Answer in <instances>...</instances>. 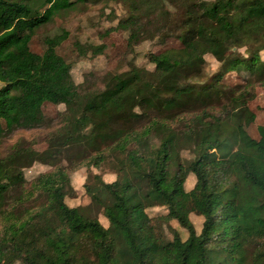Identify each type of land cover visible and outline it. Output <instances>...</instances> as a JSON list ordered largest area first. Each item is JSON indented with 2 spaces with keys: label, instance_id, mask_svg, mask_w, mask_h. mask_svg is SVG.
<instances>
[{
  "label": "trees",
  "instance_id": "obj_1",
  "mask_svg": "<svg viewBox=\"0 0 264 264\" xmlns=\"http://www.w3.org/2000/svg\"><path fill=\"white\" fill-rule=\"evenodd\" d=\"M121 1L128 16L104 34L128 32L129 48L152 39H174L180 48L148 53L152 71L132 64L109 75L101 90L87 91L57 52L68 32L46 37L41 53L30 49L35 33L75 2L0 0V141L15 129L43 127L44 104L65 107L45 150L16 143L0 158V214L10 192L19 193L16 203L40 202L0 232V264H264V126L258 139L245 130L248 89L229 92L220 114L208 112L227 73L245 71L264 83V0ZM74 48L81 57L106 49ZM242 49L245 55L229 57ZM206 55L223 56V65L200 84ZM71 148L72 170L114 160L116 179L94 176L98 185L87 187L107 228L64 202L69 179L59 165ZM35 162L62 170L26 190L23 170ZM189 175L195 183L186 191ZM156 207L164 212L149 217ZM192 214L201 219L199 233Z\"/></svg>",
  "mask_w": 264,
  "mask_h": 264
},
{
  "label": "rangeland",
  "instance_id": "obj_2",
  "mask_svg": "<svg viewBox=\"0 0 264 264\" xmlns=\"http://www.w3.org/2000/svg\"><path fill=\"white\" fill-rule=\"evenodd\" d=\"M75 2L76 0H70ZM213 1V0H205ZM128 16L126 5L121 0H89L85 3L75 2L70 9L59 11L51 22L43 25L32 37L30 49L33 52L41 53L44 50V40L46 37H53L60 34L63 30L68 32L69 36L58 48V54L63 57L71 66V76L76 85L81 86L82 90L99 91L107 82L108 76L126 71L133 64L138 68L152 71L154 66L149 62L148 53H159L167 49H178L180 44L174 39L143 40L132 48L128 47V32L111 31L104 34L106 30L116 27L117 24ZM148 32H154L147 29ZM105 45L106 49L102 55L92 56L88 54L81 57L77 54L74 43ZM245 50H232L229 57L245 55ZM205 71L203 79L199 80L200 84H208L213 81V76L220 71L223 63V56L215 58L210 55L205 57ZM261 60H264V51L260 53ZM224 91L221 98L217 99L214 104L215 110L208 111L212 114H220V105L227 104L229 92L238 95L248 89L247 93V112L244 114L243 123L245 130L253 139H258V128L264 126V83L256 81V78H249L248 73L230 72L227 73L219 83ZM3 85L0 83V89ZM76 97V96H74ZM64 105L44 104L43 113L45 124L43 127L31 130L15 129L8 135H5L0 141V158L7 156L16 143L32 146L34 150L42 152L47 148V141L50 135L58 129L61 124V115L64 112ZM189 115L187 118L191 117ZM71 156L65 161L60 162L61 167L66 170L69 185L66 189L64 202L70 208H79L85 215L96 217L99 223L107 228L108 222L101 214V207L91 198L89 188L98 185L94 176H98L103 182L110 183L116 179V174L112 169L114 160L109 158L98 168H86L84 164L77 166L72 170L70 162L72 157L77 154V149H70ZM182 157L188 159L189 152H183ZM66 158V157H64ZM50 166L43 163L35 162L30 167L23 170L24 186L29 190L32 182H35L39 176L56 173L62 170L61 167ZM195 179H190V175L184 184V189L189 191L193 188ZM19 193L10 192L6 198L5 213L0 214V232L11 223L18 220L19 214L25 212L28 208H35L40 202H28L26 199L16 203L15 200ZM164 212L163 208L156 207L147 210L149 217H155ZM18 216V217H17ZM26 216L21 217L25 219ZM200 217L194 214L190 215L195 231L200 232ZM170 226L176 230L182 240L187 238V233L180 228L175 222ZM167 240H171L172 234L168 229L164 230Z\"/></svg>",
  "mask_w": 264,
  "mask_h": 264
}]
</instances>
